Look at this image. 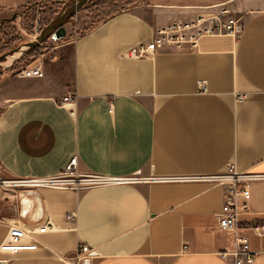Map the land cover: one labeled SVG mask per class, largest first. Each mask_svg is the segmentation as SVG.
<instances>
[{"label":"crops","instance_id":"0c3cea01","mask_svg":"<svg viewBox=\"0 0 264 264\" xmlns=\"http://www.w3.org/2000/svg\"><path fill=\"white\" fill-rule=\"evenodd\" d=\"M149 3L60 45L72 46V90L36 94L15 84L0 95V179L54 177L74 157L81 173L105 177L218 175L229 165L264 175V0ZM223 9L243 18L239 38L205 37L196 49L161 45L150 58L127 55L167 25ZM69 94L74 102L63 105ZM250 193L242 225L264 222V181ZM224 194L222 185L181 181L78 191L0 185V246L9 235L27 241L22 231L52 223L34 234L36 250L0 253V264H70L81 245L97 252L90 264H232L222 254L234 239L217 219ZM23 200L32 202L29 211ZM69 213L76 219L68 221ZM251 242L254 264H264V238Z\"/></svg>","mask_w":264,"mask_h":264},{"label":"built area","instance_id":"2783aa9c","mask_svg":"<svg viewBox=\"0 0 264 264\" xmlns=\"http://www.w3.org/2000/svg\"><path fill=\"white\" fill-rule=\"evenodd\" d=\"M244 21L241 16L233 14L227 9H223L221 16L200 17L192 22H174L156 31L152 42L142 43L130 51L128 54L132 58H150L161 45H174L180 50L188 46L192 49L198 47L199 41L205 37L231 36L239 38L243 31ZM20 78H42L44 72L39 66H29L19 73ZM198 86L201 93H207L206 81H199ZM245 98L242 95L239 99ZM75 97L72 94L64 97L63 105L73 103ZM81 173L78 170V159L74 157L63 171L49 178L37 179H17L10 182L0 183L1 186L20 189H71L82 190L90 187H100L107 185L135 184L142 182H205L213 185H222L225 188L224 203L221 212L217 215L219 228L231 234L234 239V249L222 254V258H231L232 264H254L258 252L252 248V237L264 238V222L242 225L241 217L249 215L250 211V185L254 182L264 181V175L240 172L235 165H229L226 172L218 175L195 176L173 179L134 177H105L101 175L75 176ZM68 221L76 219L75 213L66 215ZM52 228L50 220L45 221L40 227L32 232L22 231L28 236L24 241L18 235H9L0 246V253L3 255L17 254L21 251H34L38 248V241L34 237L36 233H44ZM97 256V252L88 245H81L70 264H85Z\"/></svg>","mask_w":264,"mask_h":264},{"label":"rangeland","instance_id":"374dc122","mask_svg":"<svg viewBox=\"0 0 264 264\" xmlns=\"http://www.w3.org/2000/svg\"><path fill=\"white\" fill-rule=\"evenodd\" d=\"M0 0V6L22 5L16 9H0V56L14 50L15 45L32 41L51 28L61 14L79 0ZM92 1V4H91ZM151 1V0H150ZM149 0L132 2L128 5L114 4L105 0H89L81 9L71 15L60 30L58 41L48 39L42 46L35 49L25 57L19 64H11V61L0 63V95L4 92L9 96V89L15 84L36 88L41 92H52L63 89L64 93L72 90L74 86L72 68V46L61 48L63 42L75 40L88 32L99 22L114 16L122 11L132 9L141 5L150 4ZM41 14V15H40ZM51 23V24H50ZM50 24V25H48ZM47 25V26H46ZM21 46V45H20ZM14 65V66H12ZM2 66L14 70L3 71ZM12 66V67H11ZM29 66H39L44 72L42 78H20L22 69ZM68 87V88H67ZM68 96V95H67ZM66 97V96H65ZM5 175V174H3ZM91 176V174L76 173L75 176ZM6 175L0 179V183L10 182ZM6 189H15L11 185ZM17 189V188H16Z\"/></svg>","mask_w":264,"mask_h":264},{"label":"water","instance_id":"95a60500","mask_svg":"<svg viewBox=\"0 0 264 264\" xmlns=\"http://www.w3.org/2000/svg\"><path fill=\"white\" fill-rule=\"evenodd\" d=\"M89 0H79L76 1L74 5L67 8L60 16V18L57 20V22L51 27L46 30V32L42 33L40 36H38L36 39L29 41L18 48H15L14 50L10 51L9 53H6L4 55L0 56V63L5 61H11V64L17 62L18 60H21L23 57L34 51L35 49L39 48L43 45L44 42H46L48 39H51L52 41H58L60 36V30L64 28L65 21L74 13H76L79 9H81ZM2 69L5 70L6 67L2 66ZM25 192V191H23ZM31 193L32 195H36L35 192H26ZM23 207L26 205L28 211L32 207V202H28L26 200L22 201ZM27 210H25L23 215H25ZM2 264V263H1ZM85 264H90V261H86Z\"/></svg>","mask_w":264,"mask_h":264},{"label":"trees","instance_id":"16d2710c","mask_svg":"<svg viewBox=\"0 0 264 264\" xmlns=\"http://www.w3.org/2000/svg\"><path fill=\"white\" fill-rule=\"evenodd\" d=\"M139 1H141V0H105V2H106V4L107 3H109V2H112V3H114V4H119V3H123V4H125V5H128V4H130V3H132V2H139ZM150 1V0H149ZM41 15V14H40ZM51 24V23H50ZM50 24H48V25H50ZM47 26V25H46ZM20 45H23L22 43L21 44H19V45H15V47H13V48H18ZM35 51V50H34ZM21 61H17V62H15L14 63V65H16V64H19ZM14 65H12V66H14ZM11 66V67H12ZM11 71V70H14L13 68H7V69H5V70H3V71ZM1 74V73H0Z\"/></svg>","mask_w":264,"mask_h":264},{"label":"flooded vegetation","instance_id":"af4514ba","mask_svg":"<svg viewBox=\"0 0 264 264\" xmlns=\"http://www.w3.org/2000/svg\"><path fill=\"white\" fill-rule=\"evenodd\" d=\"M27 43V42H26ZM25 44V43H24Z\"/></svg>","mask_w":264,"mask_h":264}]
</instances>
